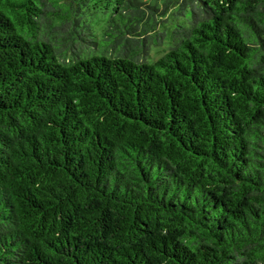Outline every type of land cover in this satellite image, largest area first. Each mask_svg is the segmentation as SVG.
I'll return each mask as SVG.
<instances>
[{"label": "trees", "instance_id": "16d2710c", "mask_svg": "<svg viewBox=\"0 0 264 264\" xmlns=\"http://www.w3.org/2000/svg\"><path fill=\"white\" fill-rule=\"evenodd\" d=\"M0 264H264V0H0Z\"/></svg>", "mask_w": 264, "mask_h": 264}, {"label": "rangeland", "instance_id": "374dc122", "mask_svg": "<svg viewBox=\"0 0 264 264\" xmlns=\"http://www.w3.org/2000/svg\"><path fill=\"white\" fill-rule=\"evenodd\" d=\"M146 1H155V0H146ZM171 14V13H170ZM169 14V17L168 18H166V20H164L165 22H162V26L164 25V26H169V25H171V15ZM166 47H167V44L166 43H164L163 44V46L162 47H160V48H154V49H152V57H154V58H158L159 56H161L164 52H166Z\"/></svg>", "mask_w": 264, "mask_h": 264}]
</instances>
